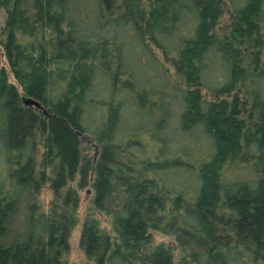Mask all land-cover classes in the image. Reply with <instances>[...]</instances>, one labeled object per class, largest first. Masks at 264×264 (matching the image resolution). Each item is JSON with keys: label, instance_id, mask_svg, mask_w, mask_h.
<instances>
[{"label": "trees", "instance_id": "obj_1", "mask_svg": "<svg viewBox=\"0 0 264 264\" xmlns=\"http://www.w3.org/2000/svg\"><path fill=\"white\" fill-rule=\"evenodd\" d=\"M2 11L0 264H66L73 220L36 202L40 142L58 197L93 174V207L116 233L85 220L96 264H264V0H0ZM84 135L97 158L83 156ZM235 164L257 178L225 182ZM155 232L181 243L179 263Z\"/></svg>", "mask_w": 264, "mask_h": 264}, {"label": "rangeland", "instance_id": "obj_2", "mask_svg": "<svg viewBox=\"0 0 264 264\" xmlns=\"http://www.w3.org/2000/svg\"><path fill=\"white\" fill-rule=\"evenodd\" d=\"M4 17L5 11H2L0 14V28L4 22ZM226 17L227 15H224V18ZM0 51H2L1 45ZM169 67L172 77L177 78L174 73L173 67ZM176 80L179 82L178 78ZM10 81L17 83V80L13 74H10ZM81 141L84 149L83 156H85V158L87 159L97 158V150L91 139L88 136L84 135L82 136ZM151 144L147 147L149 152H152L154 149ZM45 153V147L43 143L40 142L39 144H37L36 156L34 161L35 168L38 173H44L46 179L48 178V180H45V182L42 183V186L36 195L38 210L47 215H66L73 220V227L69 238V252L66 254L65 257L66 264H96L94 260L90 259L86 255L84 249L81 247L80 241L83 233L85 220L88 216H92L99 222V228L103 232L107 233L109 236L111 235L112 237H115L116 233L113 228L112 216L97 209H94L93 207V198L95 195V190L93 188L91 180L93 174H90V178L87 179V184H82V174L79 171L78 174L75 176L74 180L69 182V184L65 188H63V190L61 191V195L58 197V195H56L51 186V178L54 177L53 170L42 164ZM174 175L178 179H180L181 183L184 185L194 183V176H190L181 170H176L174 172ZM256 178L257 174L254 168L249 164L230 165L227 166L225 169L224 181L227 183L243 180L252 181ZM2 181L3 175L0 174V182ZM71 194L73 197H71ZM68 197L71 202L70 204H66L65 202L68 201ZM74 198L78 199L76 206L73 205ZM33 202V199L31 200L29 195L23 197L22 202L20 204V212L18 217L19 221L17 224L18 227H21L23 225V222L25 221L29 212V206ZM153 242L155 246L159 244H164L167 247H172L176 262L178 263L182 259V257L185 256V252L181 247V243L177 241L174 236H171L168 233L155 232L153 234ZM186 254H188V252ZM187 259H190L191 262L188 261V263L185 264H198L192 261L191 258Z\"/></svg>", "mask_w": 264, "mask_h": 264}, {"label": "water", "instance_id": "obj_3", "mask_svg": "<svg viewBox=\"0 0 264 264\" xmlns=\"http://www.w3.org/2000/svg\"><path fill=\"white\" fill-rule=\"evenodd\" d=\"M23 100L25 104H35L36 106L43 107L42 103L36 98L30 97V96H24Z\"/></svg>", "mask_w": 264, "mask_h": 264}]
</instances>
